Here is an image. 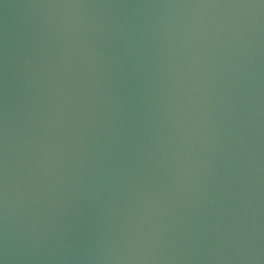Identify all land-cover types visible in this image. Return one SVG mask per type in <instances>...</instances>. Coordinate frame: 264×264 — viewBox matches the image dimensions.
Masks as SVG:
<instances>
[{
	"label": "water",
	"instance_id": "obj_1",
	"mask_svg": "<svg viewBox=\"0 0 264 264\" xmlns=\"http://www.w3.org/2000/svg\"><path fill=\"white\" fill-rule=\"evenodd\" d=\"M0 264H264V0H0Z\"/></svg>",
	"mask_w": 264,
	"mask_h": 264
}]
</instances>
